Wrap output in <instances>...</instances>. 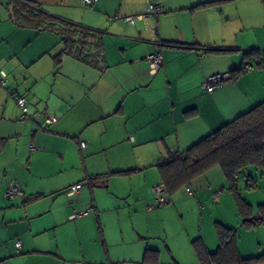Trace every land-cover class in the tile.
Instances as JSON below:
<instances>
[{
    "label": "crops",
    "instance_id": "1",
    "mask_svg": "<svg viewBox=\"0 0 264 264\" xmlns=\"http://www.w3.org/2000/svg\"><path fill=\"white\" fill-rule=\"evenodd\" d=\"M1 1L0 69L26 97L29 117L21 120L0 88V129L7 130L0 172L11 177L0 182V264H202L194 241L215 251V222L236 230L241 256L264 252V236L254 235L264 226L243 227L230 191L213 197L227 187L218 166L191 178L192 195L184 185L168 193L169 204L148 209L153 185L162 182L158 163L264 101V0H96L92 7L83 0ZM22 1L99 35V47L82 59L63 50L45 23L18 24L13 4ZM148 1L163 11L150 16ZM208 1L217 2L192 8ZM128 16L133 24L122 20ZM157 44L164 64L153 74L145 55ZM248 61L249 71L204 89L208 75ZM46 117L54 121L45 125ZM13 136L17 149L8 153ZM10 180L23 196H5Z\"/></svg>",
    "mask_w": 264,
    "mask_h": 264
},
{
    "label": "trees",
    "instance_id": "2",
    "mask_svg": "<svg viewBox=\"0 0 264 264\" xmlns=\"http://www.w3.org/2000/svg\"><path fill=\"white\" fill-rule=\"evenodd\" d=\"M216 2L208 1L192 8ZM12 16L18 24L23 21L35 28L45 23V28H50L61 36L63 50L69 49V53L73 52V55L82 59L90 57L88 54L84 55V52L89 51L92 46L99 47V35L94 36L72 24L51 20L34 2H15ZM252 53L254 51L250 50L245 54L248 57ZM241 66L242 64L229 71L232 81L235 74L243 72ZM3 142L4 139L0 137V145ZM212 166H218L222 171L227 189L235 199L243 227L264 226V202L257 204L254 213L252 206L241 195L238 185L240 182L243 188L254 189L257 182L255 171L264 172V101L209 133L185 152L173 153L169 159L157 164L167 195L189 185L191 178ZM246 181L252 184V188L244 185ZM214 226L218 237L215 251L209 252L200 241H194V248L202 264H264V252L247 258L241 256L235 229L220 222H215Z\"/></svg>",
    "mask_w": 264,
    "mask_h": 264
},
{
    "label": "built area",
    "instance_id": "3",
    "mask_svg": "<svg viewBox=\"0 0 264 264\" xmlns=\"http://www.w3.org/2000/svg\"><path fill=\"white\" fill-rule=\"evenodd\" d=\"M96 0H83L84 5L86 7H92L93 4L95 3ZM149 12L148 14L150 16H157L159 13H161L163 11V7L160 5L155 4L152 1H149L147 3ZM137 17H143V15H139ZM114 19H118V16H114ZM125 22H129L131 24L134 23V16H128V17H124L122 19ZM160 45L157 44L154 46V50L145 55V60L148 62L149 65V71L151 73H156L162 66H163V56L160 50ZM242 71H249L253 65L251 63H244L241 66ZM228 81H232L231 80V73L230 72H225V73H213L208 75L204 81H203V87L207 92H211L215 87H217L218 85L224 83V82H228ZM0 87L5 88L6 91L8 92V94L13 98V100L15 101V103L17 104L19 110H20V115L19 118L21 120H27L28 119V104H27V99L25 96L21 95L20 93H18V90L16 88H11L10 86L7 85V73L3 70L0 69ZM54 121L53 117H46L45 118V125L46 124H50ZM80 146L82 148L85 147V143L83 141L80 142ZM37 148L34 145V143H30L29 144V150L30 151H35ZM245 186H247L248 188H252V184L248 181H246L244 183ZM81 187V183H77L75 185H72L70 187H68V191L70 192H76L79 188ZM185 191L188 194H193L192 189L190 188L189 185H186L185 187ZM223 191L222 188H216L213 191V197L216 198L218 197L221 192ZM153 193H154V200L153 202L148 206V209H156L162 206H165L167 204L170 203V199L169 196L167 195L166 189L163 185V183H156L153 185ZM23 190L21 189V187L14 181V180H10L9 183L6 185L5 188V196L8 199H13L17 196H23ZM90 211V208L80 211V212H76L72 215L73 218L76 217H80L84 214H87ZM21 246V241L19 239H15V248L18 250Z\"/></svg>",
    "mask_w": 264,
    "mask_h": 264
},
{
    "label": "rangeland",
    "instance_id": "4",
    "mask_svg": "<svg viewBox=\"0 0 264 264\" xmlns=\"http://www.w3.org/2000/svg\"><path fill=\"white\" fill-rule=\"evenodd\" d=\"M1 4H0V11H2V14L3 15H5V11H6V8L4 7L3 8V4H4V1H1L0 2ZM56 50L57 49H55V52H56ZM54 52V53H55ZM13 59V61L12 62H18V58L17 57H13L12 58ZM59 83L57 82L56 83V86L58 85ZM56 86L54 85L53 87H55V88H53V94H55V95H57V89H56ZM59 90H60V88H58ZM45 107V105H43V106H40V107H37V108H39V109H37V110H43V108ZM1 131V133L0 134H4V133H7V130L6 131H3L2 129H0ZM1 137H4V135L3 136H1ZM5 138V137H4ZM18 139V137H16V136H13L12 138H11V140H10V142H9V151H8V153H13V151H15V149H17V146H16V140ZM5 160V159H4ZM56 161V160H55ZM56 163H58L57 161H56ZM4 164L2 163V162H0V169H3L2 168V166H3ZM51 171H55V169H50ZM71 169H69L68 171H70ZM4 175H5V173H4V171H2V172H0V182H1V179L3 180V177H4ZM255 175H256V178H257V186L254 188V189H245V188H243L242 187V185L240 184V182H239V188L241 189V195L248 201V202H250V203H252L253 205H257L259 202H264V172H262V171H258V170H256L255 171ZM6 176V175H5ZM7 177V176H6ZM57 177H59V178H63L62 176H57ZM9 178H11V177H7V179H5V180H3V182H6L7 183V181L9 180ZM52 178H55V177H52ZM57 181H58V179L57 178H55ZM224 185V188H223V191L226 193V194H229V190L227 189V187H226V184H223ZM0 187H1V184H0ZM231 195H232V193H231ZM254 196V197H250V196ZM258 198H257V197ZM260 198V199H259ZM262 198V199H261ZM0 199L2 200V199H4L3 197H2V191H0ZM260 200V201H259ZM254 233V232H253ZM254 235H255V238H257V239H259V240H261V235L262 236H264V230H262V234H261V232H258V234H257V232L256 233H254ZM262 243H264V242H262Z\"/></svg>",
    "mask_w": 264,
    "mask_h": 264
}]
</instances>
